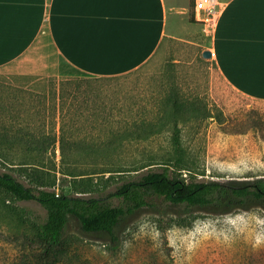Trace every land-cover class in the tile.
I'll list each match as a JSON object with an SVG mask.
<instances>
[{
  "label": "rangeland",
  "instance_id": "1",
  "mask_svg": "<svg viewBox=\"0 0 264 264\" xmlns=\"http://www.w3.org/2000/svg\"><path fill=\"white\" fill-rule=\"evenodd\" d=\"M210 36L197 26L188 39H164L147 62L120 76L93 77L61 64L55 81L75 84L80 90L76 99L67 98L61 113L53 108L51 81L23 77L36 75L0 74V102L5 105L0 120L6 124L28 121L32 127L44 120L45 127L55 128L58 134L59 121L63 119L67 136L80 143L93 142L104 137L109 126L150 115L152 97L163 82L165 85L173 80L186 95H198L208 107L214 108L212 112L222 113L221 122L206 120L183 135L194 161L196 178L264 179V101L233 90L218 75L212 56H201L204 50H209ZM84 91L87 96L81 95ZM168 139L167 133H161L126 144L113 156L114 166L121 170L118 174L136 176L134 168L160 159L169 149ZM59 154L57 142L54 153L46 157L47 164L58 165ZM89 168L85 160L79 159L78 171ZM0 171L17 174L1 161ZM182 172L185 177L186 172ZM98 178L94 176L93 180ZM53 189L64 193L72 190L69 179L59 174ZM2 200L22 209L28 221L42 220L45 216L44 209L35 202L13 201L0 195ZM184 216L189 218L185 226H168L170 218ZM12 218L0 212V264H26V247L22 245L26 241L22 236L24 227ZM65 232L72 239V254L68 261L58 264H264V209L254 207L213 213L154 198L150 206L121 222L115 229L118 237L115 243L105 233L81 231L75 218H70Z\"/></svg>",
  "mask_w": 264,
  "mask_h": 264
},
{
  "label": "trees",
  "instance_id": "2",
  "mask_svg": "<svg viewBox=\"0 0 264 264\" xmlns=\"http://www.w3.org/2000/svg\"><path fill=\"white\" fill-rule=\"evenodd\" d=\"M190 21L195 22L192 12ZM23 77L51 81L53 108L60 113L67 98L76 99L80 91L75 84L55 81V76ZM80 93L87 96L85 91ZM152 99L150 115L122 120L116 126L107 127L104 137L86 143L65 134L63 119L59 121L58 134L53 127L47 129L44 120L35 127L28 121L6 124L0 120V161L17 172L14 175L0 171V195L13 201L35 202L45 211L42 220L28 221L22 209L0 201V212L24 227L22 236L26 241L22 245L26 247V264H58L71 258L72 239L65 232L70 218L77 220L81 231L105 233L110 242L115 243L118 240L115 229L121 222L150 206L154 198L175 205L201 207L213 213L253 207L264 209L262 178L248 181L196 178L194 161L187 152L183 135L206 120L221 122L220 111L212 112L214 108L208 107L198 95H186L173 80L166 81L165 85L163 82ZM4 108L0 102V116ZM161 133L169 135V149L160 159H151L134 168L136 176L118 174L121 170L114 166V155L126 144L148 140ZM57 142L59 164L48 165L46 157L54 153ZM79 159L90 167L85 172L77 170ZM182 171L186 172L185 177ZM56 174L69 179L70 193L53 189ZM94 176L99 180H93ZM187 219V216L170 218L168 226H185Z\"/></svg>",
  "mask_w": 264,
  "mask_h": 264
},
{
  "label": "crops",
  "instance_id": "3",
  "mask_svg": "<svg viewBox=\"0 0 264 264\" xmlns=\"http://www.w3.org/2000/svg\"><path fill=\"white\" fill-rule=\"evenodd\" d=\"M208 49L236 92L264 101V0H218ZM190 0H0V74L93 77L142 66L164 39H188Z\"/></svg>",
  "mask_w": 264,
  "mask_h": 264
},
{
  "label": "built area",
  "instance_id": "4",
  "mask_svg": "<svg viewBox=\"0 0 264 264\" xmlns=\"http://www.w3.org/2000/svg\"><path fill=\"white\" fill-rule=\"evenodd\" d=\"M221 6L218 0H192V14L205 35H211L216 27Z\"/></svg>",
  "mask_w": 264,
  "mask_h": 264
},
{
  "label": "water",
  "instance_id": "5",
  "mask_svg": "<svg viewBox=\"0 0 264 264\" xmlns=\"http://www.w3.org/2000/svg\"><path fill=\"white\" fill-rule=\"evenodd\" d=\"M201 56L203 58H209L211 56V52L209 50H204L202 53H201Z\"/></svg>",
  "mask_w": 264,
  "mask_h": 264
}]
</instances>
